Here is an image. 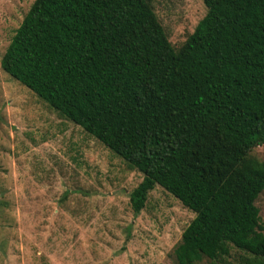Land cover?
<instances>
[{
	"label": "trees",
	"instance_id": "16d2710c",
	"mask_svg": "<svg viewBox=\"0 0 264 264\" xmlns=\"http://www.w3.org/2000/svg\"><path fill=\"white\" fill-rule=\"evenodd\" d=\"M175 49L148 0H33L0 68L193 213L178 264H264V0H202Z\"/></svg>",
	"mask_w": 264,
	"mask_h": 264
},
{
	"label": "rangeland",
	"instance_id": "374dc122",
	"mask_svg": "<svg viewBox=\"0 0 264 264\" xmlns=\"http://www.w3.org/2000/svg\"><path fill=\"white\" fill-rule=\"evenodd\" d=\"M32 2L0 0V57ZM148 2L175 49L206 13L202 0ZM251 155L264 161V145ZM141 179L0 68V264H178L193 213L156 184L134 214ZM255 205L264 224V190Z\"/></svg>",
	"mask_w": 264,
	"mask_h": 264
}]
</instances>
